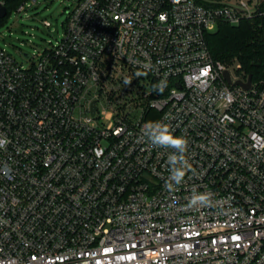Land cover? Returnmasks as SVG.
Listing matches in <instances>:
<instances>
[{"label":"built area","instance_id":"2783aa9c","mask_svg":"<svg viewBox=\"0 0 264 264\" xmlns=\"http://www.w3.org/2000/svg\"><path fill=\"white\" fill-rule=\"evenodd\" d=\"M259 13L258 0H79L30 65L0 46V264H264V85L235 84L248 77L208 42ZM154 121L188 140L172 190L175 150L143 132ZM198 193L211 202L190 206Z\"/></svg>","mask_w":264,"mask_h":264},{"label":"rangeland","instance_id":"374dc122","mask_svg":"<svg viewBox=\"0 0 264 264\" xmlns=\"http://www.w3.org/2000/svg\"><path fill=\"white\" fill-rule=\"evenodd\" d=\"M79 0H27L26 7L19 11L11 9L0 25V46L12 54L18 61L26 65L39 51L58 43L65 33V25L69 12ZM3 19V18H1ZM50 22V26L46 24ZM239 65H234L231 71L238 79L242 75Z\"/></svg>","mask_w":264,"mask_h":264},{"label":"trees","instance_id":"16d2710c","mask_svg":"<svg viewBox=\"0 0 264 264\" xmlns=\"http://www.w3.org/2000/svg\"><path fill=\"white\" fill-rule=\"evenodd\" d=\"M5 1L8 16L11 9H18L27 0ZM196 1L206 5L224 0ZM258 1L261 13L254 18H245L239 24L219 23L218 29L209 34L208 42L216 61L229 69L237 64L243 78L252 75L254 83L264 85V0ZM5 18L0 19V25Z\"/></svg>","mask_w":264,"mask_h":264},{"label":"clouds","instance_id":"9594fccd","mask_svg":"<svg viewBox=\"0 0 264 264\" xmlns=\"http://www.w3.org/2000/svg\"><path fill=\"white\" fill-rule=\"evenodd\" d=\"M140 75V73H137ZM125 83H130L126 80ZM167 86L166 81H161L159 85H154V89L163 91ZM144 135L148 140L156 146L171 148L175 153L171 154L168 158L170 167L169 183L166 187L169 190L173 189V185H179L184 180L186 171L190 169L191 165L185 157L188 147V140L183 136L173 135L169 125L162 121L148 122L144 125ZM9 141L4 138L0 139V148L4 147ZM210 193H198L191 197L190 206H206L211 202Z\"/></svg>","mask_w":264,"mask_h":264},{"label":"water","instance_id":"95a60500","mask_svg":"<svg viewBox=\"0 0 264 264\" xmlns=\"http://www.w3.org/2000/svg\"><path fill=\"white\" fill-rule=\"evenodd\" d=\"M7 16V7L5 6V5H3V4H1L0 3V19L1 18H5ZM25 55V57H29V54H24ZM225 77H226V79L228 80V82H230V83H232V76H231V73H230V71H225ZM252 82H253V80H252V75H249L248 76V81L247 82H244L243 80H237L236 82H235V84H237V85H241V86H243L245 89H249V88H251V86H252ZM95 112H96V103H93V115L95 114Z\"/></svg>","mask_w":264,"mask_h":264}]
</instances>
